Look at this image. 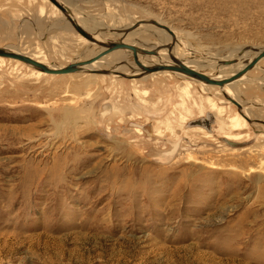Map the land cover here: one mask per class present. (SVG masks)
Segmentation results:
<instances>
[{"label":"rangeland","instance_id":"obj_1","mask_svg":"<svg viewBox=\"0 0 264 264\" xmlns=\"http://www.w3.org/2000/svg\"><path fill=\"white\" fill-rule=\"evenodd\" d=\"M61 1L95 38L150 34L144 49L212 77L264 48V0ZM67 19L0 0V47L58 68L103 51ZM119 51L117 73L113 53L66 74L1 57L0 264H264V58L236 82L240 110L172 70L133 77Z\"/></svg>","mask_w":264,"mask_h":264},{"label":"water","instance_id":"obj_2","mask_svg":"<svg viewBox=\"0 0 264 264\" xmlns=\"http://www.w3.org/2000/svg\"><path fill=\"white\" fill-rule=\"evenodd\" d=\"M54 5H56L63 13L67 14L70 13L71 10L68 6H66L65 3H62L60 0H50ZM69 16V15H68ZM69 19L71 20L74 28L76 29V31H78V33H80L82 36H84L85 38H87L88 40L92 41V42H96L99 43L100 45H103L106 47V49L104 51H101L100 53H98L97 55H95L94 57H91L89 59H86L84 61L81 62H75L72 64L67 65L66 67H51L48 64L39 61L29 55L23 54V53H18V52H13V51H9L6 50L5 48H1L0 47V55L4 56V57H8V58H15V59H19L21 61H24L34 67H36L37 69L46 72V73H50V74H66V73H72V72H77L80 70L81 66L84 65H88L93 63L94 61L100 59L101 57L105 56L106 54L114 51V50H118V49H128L131 50L135 57L137 56L138 52H144V53H155L154 50H146V49H142L140 47H138L135 44L132 43H127L125 41H115L110 43L109 45H107L106 43L103 42H99L96 40V38L90 33L88 32L86 29H84L81 25H79L78 23H76V21L72 18L69 17ZM143 21H140L139 23H136L134 25H132V27L129 28V30L126 31V33L128 34L129 32H131L132 30L136 29L138 27V25L142 24ZM144 23V22H143ZM154 24L158 25V27L165 29L166 31H168V33L171 34V36H173L175 38V33L174 31H172L171 28H169L167 25L162 24L158 21H153ZM255 52L257 53V55L249 62L247 63V65L242 68L240 71H237L236 73H234L233 75L229 76V77H225L222 79H218V78H214L202 71H199L197 69H194L188 65L183 64L182 62L176 60L175 57H173L174 61L176 64H159V65H154V66H150V67H144L143 72L144 73H151V72H155L158 70H172V71H180L185 73L186 75L193 77L195 79H198L200 81H203L205 83L208 84H212V85H218V86H224L227 83H230L238 78H240L241 76H243L246 72H248L249 70H251L252 68H254V66L261 60L264 58V48L262 49H256ZM237 61L235 60H225L224 61V65H229L232 63H236ZM231 101L237 105L239 108H242V104L240 102H238L235 99H231ZM247 120L249 122H253L250 118H247ZM259 121V120H258ZM264 123V121H262ZM199 123V122H198ZM200 124V123H199ZM230 145H236L235 142L233 141H227Z\"/></svg>","mask_w":264,"mask_h":264},{"label":"bare ground","instance_id":"obj_3","mask_svg":"<svg viewBox=\"0 0 264 264\" xmlns=\"http://www.w3.org/2000/svg\"><path fill=\"white\" fill-rule=\"evenodd\" d=\"M61 1V0H60ZM62 3H64L63 1H61ZM54 5V4H53ZM56 8H58L56 5H54ZM67 6V5H66ZM59 9V8H58ZM69 15V16H68ZM66 16L68 17V19H67V21L70 23V25L71 26H73V24H72V22H71V20L69 19V17H72L75 21H76V23H78L79 24V22L76 20V18L74 17V15H73V13H72V11L70 12V13H67L66 14ZM79 25H81V24H79ZM82 26V25H81ZM83 27V26H82ZM84 28V27H83ZM148 28V27H147ZM147 28H145V29H147ZM151 28V27H150ZM153 28V27H152ZM85 29V28H84ZM155 29V28H154ZM159 29H162V28H159ZM158 29V30H159ZM139 30H142V28L141 29H139ZM163 30H165V29H163ZM135 31V30H134ZM133 32V31H132ZM161 34H166L167 36H169L167 33H165L164 31H162V30H160L159 31ZM168 32V31H167ZM171 35V34H170ZM160 36V35H159ZM82 37V36H81ZM170 37V36H169ZM109 38V37H108ZM159 39H160V42L161 43H163L164 45H165V43H166V41H169V38L168 37H165V36H163L162 35V37H158ZM96 40L97 41H99V42H103V43H106L107 45H109L110 43H108V42H104L103 40H101V39H99V38H96ZM125 42H127V43H132V44H135V45H137V46H139V47H143V46H147V44H149L153 39H152V37H151V35L150 34H148V35H146L145 33H132V34H130V35H128L125 39ZM168 44V43H167ZM158 46V45H157ZM157 46L156 45H154V47L155 48H157ZM169 47V54H170V57H171V59L173 60V64H176L175 63V61H174V59H173V57H175L176 58V60H178L179 61V59L180 58H182L181 57V54L178 52V56L180 57H178V56H176L175 55V49L174 48H170V46H168ZM167 47V48H168ZM100 48H103L102 50L104 51L105 49H106V47L105 46H103V45H100ZM142 49H144V47L142 48ZM148 49V48H147ZM146 49V50H147ZM154 48H152L151 49V51L153 50ZM7 50V49H6ZM101 50V49H100ZM119 50H126V49H118V50H114V51H112V52H110V53H113V55L111 56L112 58V61L111 62H109V63H106L107 61H105V65L103 66V67H109V68H112V69H114L113 71L114 72H120L121 70H126L127 68L125 67L126 65H124V64H122V62H125V57L126 56H124L125 55V53H121V51H119ZM165 50V49H164ZM155 51V53H144V52H138V54H137V56H136V61H137V64H138V66L140 67V69L136 72V73H134V75H133V77L134 76H138L139 74H141V73H143V69H144V67H150V66H154V65H156V64H171L172 63V61L170 60V59H168L167 57H166V52H164L163 53V51H161V50H158V49H155L154 50ZM159 51V52H158ZM19 52H21V51H19ZM115 52V53H114ZM256 53V52H255ZM24 54H26V53H24ZM250 54V53H249ZM140 55H143V56H140ZM146 56H155V57H146ZM1 57H3L4 58V56H1L0 55V60H2V58ZM31 57H33V56H31ZM255 57V56H254ZM253 56L249 59V60H251L252 58H254ZM33 58H35V59H37V60H39V61H41L39 58H37V57H33ZM104 58V56L103 57H101L100 59H98V60H96V61H94L93 63H91V64H88V65H84V66H81V68H80V70L79 71H81V72H83V71H88V70H97L96 69V67L97 68H101L102 67V59ZM186 58V57H185ZM184 59V58H183ZM245 59H247V57H245ZM107 60V59H106ZM142 61V62H141ZM247 61V62H246ZM246 61H244V62H246V63H248V59L246 60ZM181 62V61H180ZM183 62V61H182ZM244 62H242L240 65H235V67L234 66H232L231 68H229L228 70H224V71H222V73L220 74V75H218V76H214V78H218V79H221V78H225V77H229V76H231V75H233L234 73H236L237 71H240L242 68H243V66H244ZM183 64H185V65H188V66H190V67H192V68H194V69H198L197 67H194V66H192V65H190L189 63H187V62H183ZM246 65V64H245ZM54 67V66H53ZM117 70V71H116ZM123 70V71H124ZM133 70V69H132ZM41 71V70H40ZM165 71H170V70H158V71H155V72H151L150 74H153V73H155V74H159V73H167V72H165ZM43 72V71H42ZM156 72H159V73H156ZM171 72H178V75H185L184 77L185 78H187V79H190L191 81H193V84L194 83H199V84H201V85H203L204 87H203V90L206 92V93H209V94H212V96L214 95V97H215V95H219L220 94V92L217 90V88H214V87H219V88H221V89H223V90H221L224 94H226L225 96H226V98H228L230 101H231V99H235V100H237V101H241L240 100V97L241 96H243L242 95V90L240 91L239 90V88H238V84L236 83V82H239V79H241L243 76H241L240 78H238V79H236V80H234V81H232V82H230V83H227V84H225L224 86H217V85H212V84H208V83H205V82H203V81H200V80H198V79H195V78H193V77H190V76H188V75H186L185 73H183V72H180V71H171ZM124 73V72H123ZM180 73V74H179ZM173 74H177V73H173ZM177 75V76H178ZM182 75V76H183ZM209 75V74H208ZM238 80V81H237ZM189 83V82H188ZM206 84V85H205ZM198 85V84H197ZM225 86H226V88H225ZM225 88V89H224ZM245 92V91H244ZM216 98V97H215ZM214 99V98H213ZM215 100V99H214ZM232 102V101H231ZM233 103V102H232ZM238 107V106H237ZM239 108V107H238ZM240 110L241 109H244V107L242 106V108H239ZM250 110V109H249ZM248 112H250V111H248ZM263 116V115H262ZM245 120H247V118H250V119H252V114H246V112L244 113V116H242ZM241 121V120H240ZM236 122H237V120H236ZM258 122H261V121H258ZM261 123H263V122H261ZM264 124V123H263Z\"/></svg>","mask_w":264,"mask_h":264}]
</instances>
